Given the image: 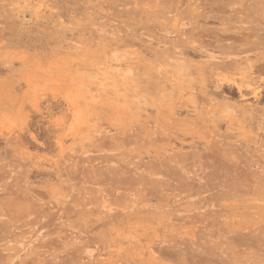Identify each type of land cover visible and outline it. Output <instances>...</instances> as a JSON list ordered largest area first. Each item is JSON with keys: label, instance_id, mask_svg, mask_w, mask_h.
Segmentation results:
<instances>
[{"label": "rangeland", "instance_id": "1", "mask_svg": "<svg viewBox=\"0 0 264 264\" xmlns=\"http://www.w3.org/2000/svg\"><path fill=\"white\" fill-rule=\"evenodd\" d=\"M0 264H264V0H0Z\"/></svg>", "mask_w": 264, "mask_h": 264}]
</instances>
